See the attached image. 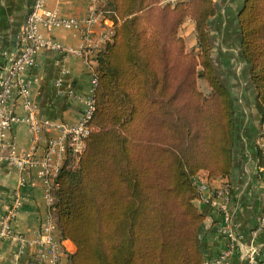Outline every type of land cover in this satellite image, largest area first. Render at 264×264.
Segmentation results:
<instances>
[{
    "label": "trees",
    "instance_id": "trees-1",
    "mask_svg": "<svg viewBox=\"0 0 264 264\" xmlns=\"http://www.w3.org/2000/svg\"><path fill=\"white\" fill-rule=\"evenodd\" d=\"M107 9L114 36L96 58L90 134L55 181L61 239L76 247L69 264H205L194 181L202 172L229 180L236 142L234 99L211 58L217 5L107 0ZM188 20L198 51L180 35ZM239 26L264 118V0H245Z\"/></svg>",
    "mask_w": 264,
    "mask_h": 264
},
{
    "label": "crops",
    "instance_id": "crops-1",
    "mask_svg": "<svg viewBox=\"0 0 264 264\" xmlns=\"http://www.w3.org/2000/svg\"><path fill=\"white\" fill-rule=\"evenodd\" d=\"M36 0H0V74L16 55L19 37L27 15ZM168 1V0H163ZM218 12L210 20L211 58L218 77L228 87L235 103L236 142L233 153V171L229 180L209 179V188L196 201L206 216L200 235V245L205 261L212 262L223 250L231 251L227 264H249L248 253L255 249L256 264H264V230L254 235L264 212V178L259 166V151H264V118L256 109V93L251 85L249 68L241 53L239 14L245 0H214ZM88 0H47V7L58 10L62 17L84 21L88 13ZM41 32L61 45L77 48L82 44V28H54ZM100 32V28H96ZM187 50H199L195 23L186 21L180 30ZM95 66L80 56L64 55L54 51H41L35 66L28 68L25 77L30 81L32 100L39 108V118L53 122L78 125L93 100L96 88ZM199 85V82H198ZM210 94L211 89L203 91ZM19 117L9 133L8 142L18 151H27L32 145L27 112L19 101L9 104ZM58 132H44L43 140L35 155V165L26 170L10 167L0 161V215L13 202V193L20 189L23 207L12 228L16 233L36 239L49 212L46 202L48 185L39 175V164L45 157V142L55 138ZM54 163L57 157L53 158ZM207 177L206 172L201 173ZM229 182L231 191L230 211L237 226L236 239L222 236L223 217L213 209L209 199L223 182ZM58 235L61 238L60 230ZM66 249L65 263L76 252L75 245L63 240ZM1 248L8 260L14 252L9 241H2Z\"/></svg>",
    "mask_w": 264,
    "mask_h": 264
},
{
    "label": "built area",
    "instance_id": "built-area-1",
    "mask_svg": "<svg viewBox=\"0 0 264 264\" xmlns=\"http://www.w3.org/2000/svg\"><path fill=\"white\" fill-rule=\"evenodd\" d=\"M62 1V0H58ZM88 13L84 21L62 17L58 10L47 7V0H36L27 15L22 33L19 37L16 55L10 64L1 70L0 74V161H6L10 167L26 170L35 165V155L42 143L44 132L56 131L58 136L49 138L45 142V157L39 164V175L48 185L46 202L49 212L42 224V230L36 239H30L23 234L16 233L12 224L23 207L20 189L13 193V202L6 212L0 215V264H67L65 263L66 249L58 234V223L53 207L56 204L54 194L55 181L61 168L69 158L76 165L84 147V139L90 134L88 126L92 118L94 100L88 103V108L78 125L64 122H53L39 118V108L32 100L30 81L25 72L35 66L36 58L41 51H54L64 55L80 56L89 65L96 62L98 54L112 41L114 36L113 22L107 17V0H88ZM179 0H168L163 3L174 4ZM47 31L54 28H82V44L77 47H66L55 39L45 36L40 28ZM101 31L97 32L96 28ZM96 84V79H95ZM19 101L27 112L26 122L29 125L32 145L27 151H18L16 146L8 142L9 133L19 117L9 107L10 103ZM57 157L56 163L53 158ZM195 185L200 193L209 188V179L199 174L195 178ZM232 187L229 182H223L213 190L209 199L210 206L221 213L223 224L220 227L222 236L229 240L236 239L237 226L233 223L230 211ZM264 230V212L254 235ZM9 241L14 248L10 259H6L1 248L2 241ZM255 249L248 253L249 264H256ZM231 251L223 250L218 258L205 264H227Z\"/></svg>",
    "mask_w": 264,
    "mask_h": 264
},
{
    "label": "rangeland",
    "instance_id": "rangeland-1",
    "mask_svg": "<svg viewBox=\"0 0 264 264\" xmlns=\"http://www.w3.org/2000/svg\"><path fill=\"white\" fill-rule=\"evenodd\" d=\"M199 88L200 90L203 92L204 90H208L209 89V86L207 84V82L203 79H199Z\"/></svg>",
    "mask_w": 264,
    "mask_h": 264
}]
</instances>
